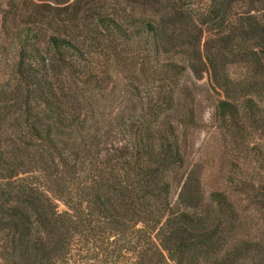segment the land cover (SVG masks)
I'll return each mask as SVG.
<instances>
[{"label": "rangeland", "instance_id": "obj_1", "mask_svg": "<svg viewBox=\"0 0 264 264\" xmlns=\"http://www.w3.org/2000/svg\"><path fill=\"white\" fill-rule=\"evenodd\" d=\"M210 1L0 0V42L6 43L10 62L15 36L27 26L41 39L54 34L86 42L85 37L91 35L88 24L95 22L98 15H112L124 29L137 33L148 18L169 21L171 10L176 7L197 11ZM234 3L237 8L232 6ZM228 4L224 9L226 16L231 17L241 11L256 13L264 6V0H232ZM32 19L36 22L31 23ZM177 29L173 31L177 33ZM180 41L178 37L174 39L172 43L177 46L164 57L186 66L191 54ZM96 51L97 62L92 64L91 78L86 82L67 79L63 70L56 71V84L75 97L73 109L79 119L68 129L55 124L58 129L50 137L51 144L32 137L18 118L10 116L4 122L0 116V152L7 164L16 165L13 171L18 176L13 181L19 178L31 185L55 208L68 229L62 239L66 243L63 253L53 256L52 249L59 248L55 242L60 226L54 228L43 216L25 208L33 224L31 234L22 236L3 224L7 219L3 217L5 213H0V264H175L170 259L156 262L154 252L159 247L153 238L155 232L149 238L140 222L125 221L114 230L105 227L107 215L100 203L111 200V187L123 173L121 161L127 160L121 155L137 145L140 132L168 141L180 151L182 162L167 172L168 200L174 209L203 211L210 193L223 191L237 206L228 235L235 243L248 238L264 247V200L260 197L264 195V159L259 156L256 160L249 149L255 146L264 156L260 131L250 128L251 122L244 119L237 125L229 122L227 128L221 127L215 107L223 96L211 89L207 72L194 73L186 67L181 74L165 78L159 91L156 85L161 81L148 78V70L139 60L111 59L108 52L100 48ZM228 72L240 77L244 68L232 64ZM167 98L172 99L170 106L159 112L154 105ZM34 110L39 111L36 116L41 121L49 115L39 106ZM147 151L145 147L141 150L142 160ZM234 162L239 164L236 170L240 174L236 173L235 184H229L226 178ZM21 163L22 167L18 166ZM127 175L128 180L134 177L126 172ZM4 198L0 196V202ZM8 198L16 199L13 191ZM34 244L41 246L36 254L32 253Z\"/></svg>", "mask_w": 264, "mask_h": 264}, {"label": "trees", "instance_id": "obj_2", "mask_svg": "<svg viewBox=\"0 0 264 264\" xmlns=\"http://www.w3.org/2000/svg\"><path fill=\"white\" fill-rule=\"evenodd\" d=\"M230 1L215 3L211 0L197 11L176 7L171 10L169 21L148 18L137 33L124 29L112 15H98L95 22L88 24L91 35L85 37L86 42L54 34L41 39L32 33V27L27 26L15 36L10 62L6 43L0 42L3 68L0 69L1 119L5 122L10 116L18 118L32 137L51 144L50 137L58 129L55 124L68 129L79 119L73 109L75 97L70 91L63 92L56 84V71L63 70L67 79L86 82L91 78L92 64L97 62L96 49L100 48L108 52L111 59L139 60L138 63L147 68L148 78L161 81L156 85L159 91L165 78L181 74L186 67L194 73L207 72L211 89L223 96L215 107L221 127L228 126L229 122L237 125L244 119L250 121V128L258 129L264 138V6L256 13L241 11L227 17L224 8L229 7ZM235 4L232 6L237 8ZM56 16H60V11ZM34 22L32 19L31 23ZM175 28H178L177 33L173 31ZM177 37L191 54L186 66L176 59L164 57L177 46L172 43ZM232 64H241L244 68L240 77L228 72V66ZM2 77L6 81L3 82ZM171 102L172 99L167 98L154 107L163 112ZM36 106L48 112L45 121L36 116L39 112L34 110ZM48 120L51 123L48 124ZM137 138V145L121 155V158L127 156V160L121 161L123 173L120 181L111 187V200L100 203L101 210L107 215L106 228L114 230L125 221L140 222V228L145 229L149 238L155 232L153 238L160 248L156 247L159 250L154 252L157 263L170 259L175 264H264V247L260 242L244 238L235 243L228 235L237 207L230 195L218 190L211 192L208 205L200 212L174 209L168 200L167 172L172 165L182 162L178 147L168 141L156 140L154 135L146 132H140ZM144 147L148 151L142 160L140 152ZM249 149L256 160L259 156L264 159L257 147L250 146ZM2 154L0 152V182L4 185L0 186V196L5 198L0 202V213H5L3 217L7 219L3 224L26 236L31 234L33 224L25 214L26 209L43 216L54 228L61 227L56 231L59 238L55 245L59 248L51 251L53 256H59L66 245L62 240L68 230L63 226L64 219L31 185L18 177L13 181L18 176L13 171L16 165L7 164ZM238 165L234 162L228 170L226 181L229 184H235L236 173L240 174L236 170ZM126 172L134 177L128 180ZM11 191L16 199L8 198ZM260 197L264 200V195ZM40 247L34 244L32 253L36 254ZM24 254L27 263L28 253Z\"/></svg>", "mask_w": 264, "mask_h": 264}]
</instances>
